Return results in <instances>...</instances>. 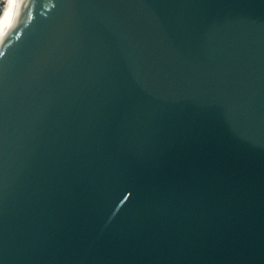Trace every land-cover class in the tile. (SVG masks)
<instances>
[{"label":"water","instance_id":"95a60500","mask_svg":"<svg viewBox=\"0 0 264 264\" xmlns=\"http://www.w3.org/2000/svg\"><path fill=\"white\" fill-rule=\"evenodd\" d=\"M0 264H264V0H19Z\"/></svg>","mask_w":264,"mask_h":264},{"label":"bare ground","instance_id":"6f19581e","mask_svg":"<svg viewBox=\"0 0 264 264\" xmlns=\"http://www.w3.org/2000/svg\"><path fill=\"white\" fill-rule=\"evenodd\" d=\"M18 6L19 0H5V6L0 15V44L10 34Z\"/></svg>","mask_w":264,"mask_h":264},{"label":"built area","instance_id":"2783aa9c","mask_svg":"<svg viewBox=\"0 0 264 264\" xmlns=\"http://www.w3.org/2000/svg\"><path fill=\"white\" fill-rule=\"evenodd\" d=\"M4 6H5V0H0V15L3 11Z\"/></svg>","mask_w":264,"mask_h":264}]
</instances>
